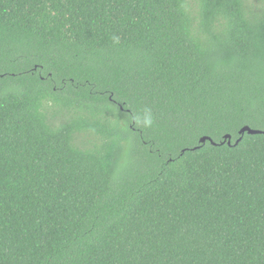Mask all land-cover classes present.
Instances as JSON below:
<instances>
[{"label":"trees","instance_id":"obj_1","mask_svg":"<svg viewBox=\"0 0 264 264\" xmlns=\"http://www.w3.org/2000/svg\"><path fill=\"white\" fill-rule=\"evenodd\" d=\"M244 125L264 0H0V264H264Z\"/></svg>","mask_w":264,"mask_h":264},{"label":"water","instance_id":"obj_2","mask_svg":"<svg viewBox=\"0 0 264 264\" xmlns=\"http://www.w3.org/2000/svg\"><path fill=\"white\" fill-rule=\"evenodd\" d=\"M240 133H249V134H260V133H263L264 134V130H261V129H254V128H251L249 127L248 125H244L243 127H241V129L239 130ZM225 139H228L227 140V143L230 145L231 142H230V135L229 134H226L224 136ZM206 140H209L212 144H215V142L209 137V136H202L199 141L204 143ZM240 140V138L236 141V143H238V141Z\"/></svg>","mask_w":264,"mask_h":264},{"label":"rangeland","instance_id":"obj_3","mask_svg":"<svg viewBox=\"0 0 264 264\" xmlns=\"http://www.w3.org/2000/svg\"><path fill=\"white\" fill-rule=\"evenodd\" d=\"M49 112H51V111H49ZM65 116H67V114H66ZM61 120H62V119H61ZM61 120L59 119V116H57L56 119H55V123H58V122H60ZM83 139H84V141L91 140V138H89V137H85V138H83Z\"/></svg>","mask_w":264,"mask_h":264}]
</instances>
